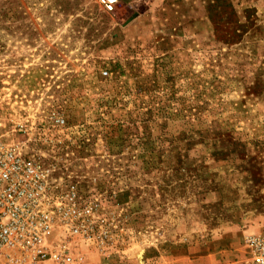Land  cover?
I'll return each instance as SVG.
<instances>
[{
	"label": "rangeland",
	"instance_id": "1",
	"mask_svg": "<svg viewBox=\"0 0 264 264\" xmlns=\"http://www.w3.org/2000/svg\"><path fill=\"white\" fill-rule=\"evenodd\" d=\"M0 136L97 202L74 264H264V0H0Z\"/></svg>",
	"mask_w": 264,
	"mask_h": 264
},
{
	"label": "built area",
	"instance_id": "2",
	"mask_svg": "<svg viewBox=\"0 0 264 264\" xmlns=\"http://www.w3.org/2000/svg\"><path fill=\"white\" fill-rule=\"evenodd\" d=\"M103 1L113 9L119 0ZM53 166L0 136V264H74L80 240L95 241L97 202ZM251 241L264 263V237Z\"/></svg>",
	"mask_w": 264,
	"mask_h": 264
}]
</instances>
